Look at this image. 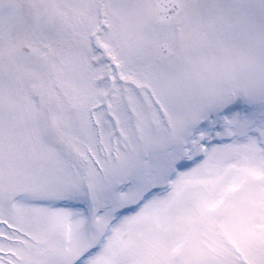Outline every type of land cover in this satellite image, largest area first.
Instances as JSON below:
<instances>
[{
    "label": "snow or ice",
    "instance_id": "obj_1",
    "mask_svg": "<svg viewBox=\"0 0 264 264\" xmlns=\"http://www.w3.org/2000/svg\"><path fill=\"white\" fill-rule=\"evenodd\" d=\"M0 264H264V0H0Z\"/></svg>",
    "mask_w": 264,
    "mask_h": 264
}]
</instances>
